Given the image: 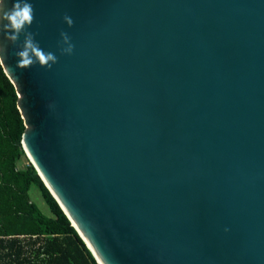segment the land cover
<instances>
[{"label": "water", "instance_id": "95a60500", "mask_svg": "<svg viewBox=\"0 0 264 264\" xmlns=\"http://www.w3.org/2000/svg\"><path fill=\"white\" fill-rule=\"evenodd\" d=\"M31 2L58 62L19 70L7 45L1 64L24 151L97 263L264 264V0Z\"/></svg>", "mask_w": 264, "mask_h": 264}, {"label": "trees", "instance_id": "16d2710c", "mask_svg": "<svg viewBox=\"0 0 264 264\" xmlns=\"http://www.w3.org/2000/svg\"><path fill=\"white\" fill-rule=\"evenodd\" d=\"M25 131L17 90L0 62V264H98L28 159Z\"/></svg>", "mask_w": 264, "mask_h": 264}, {"label": "clouds", "instance_id": "9594fccd", "mask_svg": "<svg viewBox=\"0 0 264 264\" xmlns=\"http://www.w3.org/2000/svg\"><path fill=\"white\" fill-rule=\"evenodd\" d=\"M34 20L35 12L31 0H13L10 8L7 6V0H0V36H2V40H0V62H3L7 57V45L18 46L19 50L15 52L17 58L15 67L19 70H27L36 65L44 71H49L58 62L56 54L45 51L36 41V34L28 30ZM62 20L69 28L74 25V20L70 15L65 14ZM21 36H23V40L17 44ZM74 47L75 45L71 42L68 33L61 31V55H71ZM49 107L52 106L49 105Z\"/></svg>", "mask_w": 264, "mask_h": 264}, {"label": "rangeland", "instance_id": "374dc122", "mask_svg": "<svg viewBox=\"0 0 264 264\" xmlns=\"http://www.w3.org/2000/svg\"><path fill=\"white\" fill-rule=\"evenodd\" d=\"M31 197L33 202L38 206V208L40 209V211L46 215H50V212L46 206V204L44 203L43 199L41 198L40 194L37 191H33L31 193Z\"/></svg>", "mask_w": 264, "mask_h": 264}]
</instances>
